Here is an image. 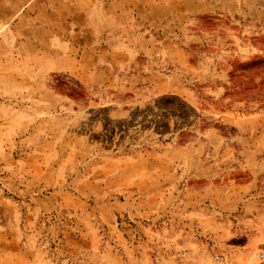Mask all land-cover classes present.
Returning a JSON list of instances; mask_svg holds the SVG:
<instances>
[{"label":"rangeland","instance_id":"374dc122","mask_svg":"<svg viewBox=\"0 0 264 264\" xmlns=\"http://www.w3.org/2000/svg\"><path fill=\"white\" fill-rule=\"evenodd\" d=\"M264 0H0V264H256Z\"/></svg>","mask_w":264,"mask_h":264},{"label":"built area","instance_id":"2783aa9c","mask_svg":"<svg viewBox=\"0 0 264 264\" xmlns=\"http://www.w3.org/2000/svg\"><path fill=\"white\" fill-rule=\"evenodd\" d=\"M256 264H264V244L259 245L254 252Z\"/></svg>","mask_w":264,"mask_h":264}]
</instances>
